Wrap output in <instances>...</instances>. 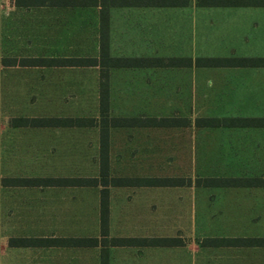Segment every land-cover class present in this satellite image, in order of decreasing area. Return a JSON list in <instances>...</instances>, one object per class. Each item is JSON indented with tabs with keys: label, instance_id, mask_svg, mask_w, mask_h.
<instances>
[{
	"label": "crops",
	"instance_id": "1",
	"mask_svg": "<svg viewBox=\"0 0 264 264\" xmlns=\"http://www.w3.org/2000/svg\"><path fill=\"white\" fill-rule=\"evenodd\" d=\"M6 12L8 90L13 99L38 94V116L20 117L38 123L12 126L37 128L40 157L72 168L13 186L55 197L40 203L44 232L8 238L6 264H264V64L244 62L264 61V0H12ZM30 33L39 35L36 55ZM191 35L214 54L191 56ZM196 144L212 145L224 167L200 185L215 186L222 229L197 261L189 234ZM79 178L93 182L52 183ZM177 226L184 231L171 235ZM79 238L97 242L69 240ZM143 238L172 243L113 241Z\"/></svg>",
	"mask_w": 264,
	"mask_h": 264
},
{
	"label": "rangeland",
	"instance_id": "2",
	"mask_svg": "<svg viewBox=\"0 0 264 264\" xmlns=\"http://www.w3.org/2000/svg\"><path fill=\"white\" fill-rule=\"evenodd\" d=\"M11 1L0 0V264H6L8 238L28 235L37 236L41 232H44V228L41 229L39 222L45 210L40 209V203L44 201L42 197H55L54 194L46 193L39 188L5 186L4 178L38 177L39 175L53 173L56 170L72 169L62 166L63 163L46 161L40 157L39 150L43 147V143L39 140L40 134L37 128L30 129L12 126L15 123H24L20 120V117L38 116L35 113L38 112V106H33L37 104L38 94L37 90H34L36 94L33 95V92L30 91L24 100L21 98L13 99L11 96L12 91L9 92L8 90L6 62L9 59L8 57L13 54V50L10 48L13 35L7 33L9 31L7 28L6 11ZM191 36V56L198 58L214 54L213 50L210 51L211 49L201 50L199 45L195 43V40L193 42V35ZM38 37L37 33L29 34V45H31V48H28V52L31 55L38 54ZM195 37L197 40V35ZM195 45L196 48L194 49ZM20 50H16L15 52H19L20 54L26 52ZM255 52L257 51H238L240 55ZM35 71L31 74H37V70ZM31 88L30 85L29 89L31 90ZM35 89H37V86H35ZM14 94L17 96V91ZM191 116L192 120H195L200 114L196 113ZM197 133V131H192V136H196V141L198 137ZM211 136L213 135L211 134ZM213 151L214 147L212 145L199 146L196 144L192 146V159L190 163L192 203L189 234L191 252L195 255L205 245H213V241L208 240L213 239L218 231L220 232L222 229L217 226L215 220L216 210L214 208L215 194L213 188L215 186L213 184L209 185L208 189L203 187L207 186L204 185L206 183L205 180H207L206 177L214 176L218 170L221 171L224 168L223 164L220 165V163L219 165L217 163L219 169L216 166L217 160L214 159ZM143 171L147 172L148 170ZM46 201L48 202L49 200L47 199ZM46 212L49 214L51 210L47 208ZM243 228L238 227L240 230H246ZM178 229L182 231L183 227H171L170 234L180 233ZM184 229L185 233L188 230L186 225ZM258 229L255 227L256 232ZM47 231L49 232L48 227ZM185 239L187 240V238ZM108 241L112 242L111 239H105L103 243H108ZM197 256L198 254L195 258L196 261L199 260Z\"/></svg>",
	"mask_w": 264,
	"mask_h": 264
},
{
	"label": "trees",
	"instance_id": "3",
	"mask_svg": "<svg viewBox=\"0 0 264 264\" xmlns=\"http://www.w3.org/2000/svg\"><path fill=\"white\" fill-rule=\"evenodd\" d=\"M245 63H249V64H257L259 62L264 64V61H244ZM195 63L197 65L201 64V63H205L208 65H215V59H209L208 61H195ZM193 64V61H192ZM22 122L26 123V124H37L39 119L38 118H21L20 119ZM210 123L213 122V120H209ZM167 181V180H165ZM40 179L39 178H21V177H8V178H4V185L5 186H37L40 183ZM88 184L92 183L93 180L91 179H58V180H53L52 183H66V184H72V183H78V184ZM114 184L116 185H127V184H131V183H137V184H141V185H146V184H155L158 183V180L155 179H124V178H115L113 179ZM101 229H102V234L106 235L107 231H108V205H107V201L104 199L102 200V204H101ZM73 242H76L78 244H83L89 242V243H96L97 240L96 239H90V240H86V239H69ZM23 241H25L24 243H28V245H34L35 243L38 242V239H24ZM59 241H68V240H59ZM115 244H121V243H125V242H138V243H148L151 242L153 244H170L172 243V240L169 238H164V239H152V240H147L145 238L143 239H114L113 240ZM208 241H213V244L215 242V239H211ZM241 241V240H240ZM253 242H257L252 240Z\"/></svg>",
	"mask_w": 264,
	"mask_h": 264
}]
</instances>
